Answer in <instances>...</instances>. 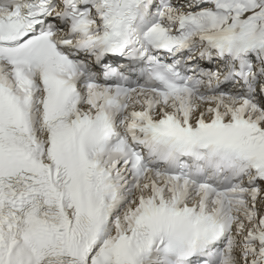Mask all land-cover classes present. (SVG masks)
<instances>
[{
    "label": "snow or ice",
    "instance_id": "6c2138e0",
    "mask_svg": "<svg viewBox=\"0 0 264 264\" xmlns=\"http://www.w3.org/2000/svg\"><path fill=\"white\" fill-rule=\"evenodd\" d=\"M0 264H264V0H0Z\"/></svg>",
    "mask_w": 264,
    "mask_h": 264
}]
</instances>
